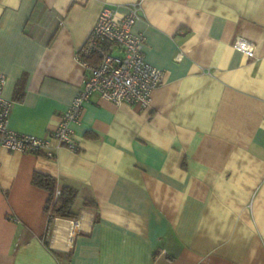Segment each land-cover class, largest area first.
Segmentation results:
<instances>
[{"label": "crops", "instance_id": "obj_1", "mask_svg": "<svg viewBox=\"0 0 264 264\" xmlns=\"http://www.w3.org/2000/svg\"><path fill=\"white\" fill-rule=\"evenodd\" d=\"M136 1L131 30L162 84L144 109L93 94L75 151L0 149V264H264V0H0L8 127L48 137L82 87L77 52L100 10ZM34 172L55 196L77 190L76 219L49 222Z\"/></svg>", "mask_w": 264, "mask_h": 264}, {"label": "built area", "instance_id": "obj_2", "mask_svg": "<svg viewBox=\"0 0 264 264\" xmlns=\"http://www.w3.org/2000/svg\"><path fill=\"white\" fill-rule=\"evenodd\" d=\"M141 16L139 1L130 4L128 12L121 17L108 6L100 10L77 52V59L86 71L82 87L48 137L20 133L8 127L13 100L3 95L6 76L0 72V149L52 158L55 155L52 142L55 141L57 145L75 151L72 125L79 121L84 104L93 94L115 105L150 107L152 91L163 82V71L145 61V38L131 30ZM232 46L246 56L254 57L251 41L237 37Z\"/></svg>", "mask_w": 264, "mask_h": 264}, {"label": "trees", "instance_id": "obj_3", "mask_svg": "<svg viewBox=\"0 0 264 264\" xmlns=\"http://www.w3.org/2000/svg\"><path fill=\"white\" fill-rule=\"evenodd\" d=\"M31 183L48 193L44 210L48 214L49 222L55 217L70 220H74L78 217L77 212L72 209L77 197V190L75 188L64 185L59 190L58 195L55 196V178L41 172H34L32 174ZM82 206L92 210L97 208V204L93 200H84Z\"/></svg>", "mask_w": 264, "mask_h": 264}]
</instances>
